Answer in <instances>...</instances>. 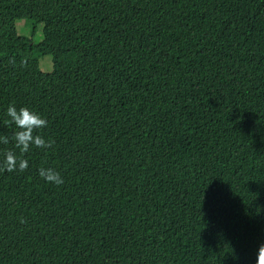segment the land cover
<instances>
[{
	"label": "trees",
	"instance_id": "trees-1",
	"mask_svg": "<svg viewBox=\"0 0 264 264\" xmlns=\"http://www.w3.org/2000/svg\"><path fill=\"white\" fill-rule=\"evenodd\" d=\"M9 104L54 144L0 170V264L264 256V0H0V162Z\"/></svg>",
	"mask_w": 264,
	"mask_h": 264
},
{
	"label": "clouds",
	"instance_id": "clouds-1",
	"mask_svg": "<svg viewBox=\"0 0 264 264\" xmlns=\"http://www.w3.org/2000/svg\"><path fill=\"white\" fill-rule=\"evenodd\" d=\"M17 20L20 19L15 20V25ZM27 20H31L33 25L36 24L32 19ZM10 63L15 65V60H10ZM5 117L9 118V123L15 125L16 131L13 133L11 139L14 142V147L19 150L21 155L18 157L15 151H6L3 154V161L0 162V170H5L8 172H24L28 167V161L23 159L24 153H27L33 147L39 149H48L54 144V140L50 138L45 139L43 135L37 132V130L47 127L48 121L28 107L21 106L17 109L14 104L8 105L5 111ZM10 135L11 129L7 130L6 128V130L0 134V143L7 145L9 143ZM38 173L40 177L48 183L59 186L64 182L59 171L54 168L41 167L38 169ZM24 222V219L21 218V223ZM260 251L264 252V246L260 248ZM256 264H264V256L259 258L257 257Z\"/></svg>",
	"mask_w": 264,
	"mask_h": 264
},
{
	"label": "rangeland",
	"instance_id": "rangeland-1",
	"mask_svg": "<svg viewBox=\"0 0 264 264\" xmlns=\"http://www.w3.org/2000/svg\"><path fill=\"white\" fill-rule=\"evenodd\" d=\"M16 28L19 34L29 37L32 41L40 40L42 37V23L33 25L31 20L20 19L16 21ZM39 67L43 72L52 70V60L49 54L39 57Z\"/></svg>",
	"mask_w": 264,
	"mask_h": 264
}]
</instances>
